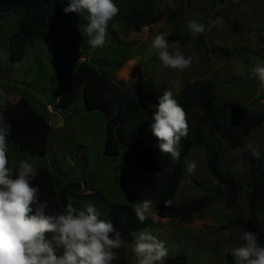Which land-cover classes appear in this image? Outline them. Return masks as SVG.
Returning <instances> with one entry per match:
<instances>
[{
    "label": "rangeland",
    "instance_id": "1",
    "mask_svg": "<svg viewBox=\"0 0 264 264\" xmlns=\"http://www.w3.org/2000/svg\"><path fill=\"white\" fill-rule=\"evenodd\" d=\"M115 3L120 12L109 22L105 47L91 48L84 24L78 26L72 46L34 38L26 44L19 60L10 59L7 39L17 27V17L4 18L0 23V106L23 95L33 106L50 104L61 118L50 129L46 153L33 156L28 150H14L11 143L9 166L18 170L21 160H29L37 169H50L58 187L66 181H78V192L99 190L110 202L133 204L141 201L135 193L127 191L129 149L120 145L118 154L103 153L106 135L103 112L87 108L82 92L65 109L55 107L57 96L66 85V75L76 61L88 60L117 83L145 85L146 92L157 95L169 90L177 100L186 81L208 80L218 103L264 113V91L251 71L264 63V0H115ZM217 18L221 23L200 34L201 41L188 27L192 20L207 27L209 21ZM176 28H181L186 42H171L169 50L193 57L192 65L183 71L164 66L151 49L155 35ZM216 138L223 148L221 170L231 164L234 177L243 185L236 204L245 220L249 213L246 196L249 188L243 179L248 161L246 150L264 149V122L245 134L243 147L231 149L226 139L219 135ZM207 154L205 144L191 149L187 159L195 161L197 168L194 174H189L184 166L174 201L180 204L203 192L214 195L213 201L188 221L159 218L153 210L146 226L139 231L148 229L165 241L169 255L186 254V264H235L231 251L243 243L244 227L227 226L235 210L227 203L222 187L206 172ZM258 218L264 225V206ZM124 253L129 264H136L130 249L125 247Z\"/></svg>",
    "mask_w": 264,
    "mask_h": 264
},
{
    "label": "trees",
    "instance_id": "2",
    "mask_svg": "<svg viewBox=\"0 0 264 264\" xmlns=\"http://www.w3.org/2000/svg\"><path fill=\"white\" fill-rule=\"evenodd\" d=\"M67 6L68 0H0V23L10 15L18 20L16 29L7 35L10 59H21L26 44L34 38H46L63 46H72L78 26L87 22L77 13L65 14L63 8ZM4 22L6 25L7 21ZM196 38L201 41L200 35H196ZM166 39L168 43L186 42L181 28L168 33ZM211 86L208 80L186 81L179 100L173 96L184 108L189 124L188 135L180 143L181 155L177 163L172 162L170 155L160 152L159 141L150 128L155 105L164 92L161 95L146 92L145 85L134 82L124 86L88 60H78L66 75V85L57 96L55 107L65 109L82 92L87 108H98L103 112L106 126L103 153L114 155L118 154L120 145L128 147L127 191L135 193L140 201H153L154 213L159 218L188 221L213 201L214 195L208 192L180 204L174 201L185 159L194 146L205 144L208 149L205 170L222 187L227 203L235 210L227 226L244 227V231L254 232L258 243L264 246V225L258 218L264 206V149H255L259 152V158L253 155L251 149L246 150L248 161L243 179L249 188L246 191L249 213L244 220L236 204L243 185L234 177L231 164L221 170L223 168L219 165L223 148L216 138L219 135L226 139L231 149L243 147L245 134L264 122V113L218 103ZM42 106H33L23 95L14 102L0 106V113L11 125L8 145L13 143L14 150H28L33 156L46 153L52 126ZM12 169L14 173L17 171ZM32 186L39 187L41 201H48L49 214H62L69 197L77 209H82L87 203L95 205L100 218L111 221L128 243L132 242L133 233L147 224L146 220L143 223L138 221L131 203L110 202L99 190L78 192V181H66L58 187L54 174L46 167L38 168ZM167 199L172 201L170 207L164 206ZM124 252L125 248L117 250L118 259L112 264H129ZM187 259L184 253L169 255L165 264H186Z\"/></svg>",
    "mask_w": 264,
    "mask_h": 264
},
{
    "label": "clouds",
    "instance_id": "3",
    "mask_svg": "<svg viewBox=\"0 0 264 264\" xmlns=\"http://www.w3.org/2000/svg\"><path fill=\"white\" fill-rule=\"evenodd\" d=\"M63 12L77 13L86 20L87 43L96 49L107 45L109 22L120 9L115 0H68ZM220 23L217 18L209 21L206 27L204 23L192 20L188 27L196 36L211 31ZM167 35H155L151 49L164 66L180 71L189 68L193 57L179 50L170 51ZM251 71L264 91V63L257 64ZM47 105L42 106L43 109L59 115ZM150 128L159 141L160 152L170 155L173 163L179 162L180 143L188 135L189 124L184 108L171 91L165 90L158 99ZM10 129L11 125L0 113V264H112L118 259L117 250L125 247L130 249L136 264H165L169 256L165 241L144 229L133 233L134 239L128 243L111 221L100 218L91 203L77 209L69 197L62 214H49L48 201H41L39 187L32 186L38 175L37 165L21 160L15 173L9 167ZM251 150L259 158V152ZM185 165L189 174L195 173V161L185 159ZM171 204V200L164 201L165 207ZM133 206L140 223L148 219L155 208L151 200L136 202ZM241 239L243 243L231 251L235 264H264V246L258 243L257 235L244 231Z\"/></svg>",
    "mask_w": 264,
    "mask_h": 264
},
{
    "label": "water",
    "instance_id": "4",
    "mask_svg": "<svg viewBox=\"0 0 264 264\" xmlns=\"http://www.w3.org/2000/svg\"><path fill=\"white\" fill-rule=\"evenodd\" d=\"M44 111H45V114L47 115L48 119L51 122V126H55V125H57V123H59L60 117H59V115H57V113H52L47 109H44Z\"/></svg>",
    "mask_w": 264,
    "mask_h": 264
},
{
    "label": "built area",
    "instance_id": "5",
    "mask_svg": "<svg viewBox=\"0 0 264 264\" xmlns=\"http://www.w3.org/2000/svg\"><path fill=\"white\" fill-rule=\"evenodd\" d=\"M47 108H48V109H50V108H51V106L48 104V105H47Z\"/></svg>",
    "mask_w": 264,
    "mask_h": 264
},
{
    "label": "crops",
    "instance_id": "6",
    "mask_svg": "<svg viewBox=\"0 0 264 264\" xmlns=\"http://www.w3.org/2000/svg\"><path fill=\"white\" fill-rule=\"evenodd\" d=\"M60 121H61V118H60Z\"/></svg>",
    "mask_w": 264,
    "mask_h": 264
}]
</instances>
